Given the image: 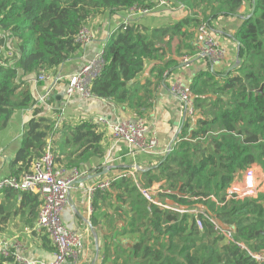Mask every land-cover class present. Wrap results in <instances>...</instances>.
Masks as SVG:
<instances>
[{
    "label": "trees",
    "instance_id": "trees-1",
    "mask_svg": "<svg viewBox=\"0 0 264 264\" xmlns=\"http://www.w3.org/2000/svg\"><path fill=\"white\" fill-rule=\"evenodd\" d=\"M177 1L189 13L171 25L150 28L132 20L127 25L122 22L110 34L103 50L105 66L90 87L95 97L110 99L116 107L133 109L141 115L176 61L167 58L173 39H178L175 56L187 55L181 54L182 49L194 54L196 49L190 46V40L197 26L203 22L210 26L219 16H236L244 3ZM154 4V0H0V130L15 111L35 104L23 77L37 74L40 69L57 72L80 50L77 33L92 18L103 11H129L134 6L150 8ZM253 6L252 15L244 17L234 32L238 66L228 73L227 69H208L194 77L188 92L195 104L196 119L185 121L165 159L163 156L155 166L135 175L142 187L160 183L159 199L210 211L219 223L233 228L236 240L264 252V206L260 202L235 200L237 203L218 206L209 200L210 195L222 200L224 187L239 179L249 166L258 165L264 170V0H253ZM7 51L11 54L4 55ZM147 61L153 63V77L136 82ZM35 114L36 110L23 126L20 146L10 162L11 176L19 177L30 169L46 147L48 135L57 166L80 169L82 162L104 155L103 134L90 120L57 127L55 120ZM5 191L20 194L21 200L29 195L28 191ZM111 199L117 203L113 213L124 222L117 235H136V240L128 251L116 243L111 253L107 246L104 262L264 264L252 260L237 245L223 242L209 221L204 220L203 230L199 231L188 215L150 205L130 174L110 179L107 188L94 190L93 211ZM97 200L100 207L96 206ZM4 220L0 219V233ZM0 264L19 263L10 251L8 255L0 253Z\"/></svg>",
    "mask_w": 264,
    "mask_h": 264
},
{
    "label": "crops",
    "instance_id": "crops-1",
    "mask_svg": "<svg viewBox=\"0 0 264 264\" xmlns=\"http://www.w3.org/2000/svg\"><path fill=\"white\" fill-rule=\"evenodd\" d=\"M166 1L170 2V8L154 4L153 10L148 15L132 16L131 21L137 20L135 21L137 23L139 20L140 24L150 28L165 27L189 13L187 9L178 8V5L182 3L177 0ZM251 6V0H244L238 9V16H219L210 22L212 31L226 51L225 57L220 61L210 62L207 57L198 54L203 38L195 32L190 40V46L196 49L195 53L190 54V49L189 51L182 49L181 54H187L185 56L188 58L187 61L183 62L180 57L175 56L174 50L178 39H173L167 58H174L176 61L170 66L169 75L164 77L155 89L149 107L142 109L141 115H138L133 109L123 106L121 108L116 107L110 99L97 97L84 99L79 94L66 98L64 96V82L54 84L49 98L42 102L40 96L44 94L49 82L36 81L35 73L24 76L23 79L27 82L28 89L35 98V104L28 109L15 111L7 126L0 130V178L10 175V162L20 146L23 126L33 117L34 110H36L35 116L55 120L57 127L63 123L75 125L81 119L94 121L96 118L104 117L110 123L115 124L119 121L134 119L136 116H144L147 119L149 129L156 133L158 139L157 152L162 153L169 146L172 147L178 141L182 115L179 100L169 91L171 85L178 82L188 91L194 77L201 71L208 69L221 71L231 66L237 59V42L234 38V32L242 23L243 18L248 16ZM127 15L128 10L103 11L92 18L88 23L92 31L90 43L62 64L57 73L77 72L86 60L90 59L96 52L104 50L110 34L127 18ZM143 21L144 23H142ZM180 64L184 65L179 66ZM152 65L151 61H147L135 81L143 83L147 78L151 79L153 77L150 74ZM196 117L197 115L192 121ZM100 126L103 129L98 126L97 128L103 134L101 145L104 148V155L102 157L94 156L82 162L79 170L84 176L100 174L105 170L106 172L84 182L75 183L69 192L68 203L62 212V220L65 225L69 229L81 232L83 237V246L80 249L76 264H98L107 246H109L111 253L115 252L116 243L122 250L128 251L127 248L136 240V235H117L121 233L124 222L123 220L120 221L116 216L117 214L112 211L113 206H115L114 203L117 204L114 199L108 203L104 202L100 210L95 209L93 211L91 194L88 191L89 186L97 181L110 178L118 172L134 171L135 167H141V171L147 170L155 166L160 159L158 154H148L132 149L128 144L113 138L105 126ZM253 167H255L258 177L261 178V175H264V170L258 165ZM65 168H71V166ZM28 194L23 196L21 200L20 194H14L12 191L0 192V219H5L2 222L3 229L0 233V249L6 244L10 251H13L12 245L19 242L22 248L18 252L24 260L31 264H49L53 261L54 248L49 236L36 230L37 216L42 204L41 198L33 192H28ZM33 196H37V200L33 201ZM100 205V201L97 200L96 206L100 207ZM103 211L107 213L106 216L103 215ZM92 214H94L93 217Z\"/></svg>",
    "mask_w": 264,
    "mask_h": 264
},
{
    "label": "built area",
    "instance_id": "built-area-1",
    "mask_svg": "<svg viewBox=\"0 0 264 264\" xmlns=\"http://www.w3.org/2000/svg\"><path fill=\"white\" fill-rule=\"evenodd\" d=\"M155 4L171 7L170 2L166 0H155ZM154 6L150 8H141L140 6L131 7L128 11L127 18L123 20V24L127 25L131 22L132 16L148 15ZM178 8L187 9L183 4H179ZM189 11V10H188ZM196 32L203 38L202 44L198 50V54L207 57L210 62L220 61L225 57V49L220 43L211 27L206 23H200ZM0 37L3 35L0 33ZM92 31L87 24L77 33L76 41L80 44V49L90 43ZM180 59L185 62L187 56H181ZM105 66L103 58V49L96 52L90 59L86 60L77 72L64 74L60 72L49 73L45 69H40L36 74V81L49 82L44 94L40 96V101H46L51 92L52 86L60 82L65 83L64 96L72 97L74 94H79L84 99H92L95 96L91 92V84L97 79ZM172 95L179 100L181 121L180 129L186 120H192L197 111L195 104L189 95V92L184 87L175 82L169 90ZM92 124L98 127L107 128L116 140L128 144L132 149L148 154H158L161 159L165 154L170 153L172 147H168L162 153L157 152L158 139L156 133L149 129L147 119L144 116H136L134 119L119 121L112 124L104 117L96 118L91 121ZM57 124H55L56 126ZM102 128V127H101ZM103 129V128H102ZM47 144L42 150L41 155L34 159L30 169L19 177L8 175L0 178V192L5 190L13 191H28L36 193L41 198V206L37 216L36 230L46 233L54 248L53 261L49 264H76L79 258L80 249L83 246V237L81 232L69 229L62 220V212L68 203V195L73 186V183L80 177L84 176L82 172L76 168H65L55 164L53 153L51 152L50 137H46ZM159 159V160H160ZM158 160V161H159ZM254 165L246 168L239 179L234 180L224 187V192L221 194L223 199L220 200L215 195H210L209 200L215 202L218 206H223L228 200H256L264 191V175L258 177ZM141 167H135L131 172H118L110 178L103 179L89 186L88 191L92 193L96 189H104L108 187L110 179L117 178L122 175L130 174L134 183L137 186L140 194L149 202L150 205H155L162 210L180 216L188 215L193 219L197 229L203 230L204 220L209 221L212 225L215 235L222 238V241L228 244L237 245L242 251L258 263H264V252L254 251L246 246L243 242L238 241L234 237L233 228L228 225H223L211 215L208 211L198 207H180L165 202L158 198L157 192L161 184H154L146 188L137 183L136 172L141 171ZM2 245V244H1ZM22 248L19 242L12 245L15 261L19 264H31L24 260L19 254ZM10 248L8 245L0 249V253L8 255ZM98 260V258H95ZM98 264H108L103 261V257Z\"/></svg>",
    "mask_w": 264,
    "mask_h": 264
},
{
    "label": "water",
    "instance_id": "water-1",
    "mask_svg": "<svg viewBox=\"0 0 264 264\" xmlns=\"http://www.w3.org/2000/svg\"><path fill=\"white\" fill-rule=\"evenodd\" d=\"M251 2H252L251 10H250L248 16H246V17L251 16L252 13H253V10H254L253 0H251ZM236 16H238V15H236ZM243 19H244V18H243ZM238 64H239V61H238V59H237V60H236L231 66H229V67L227 68L226 73H228V72L234 70V69L238 66ZM183 65H184V64H180L179 66H183ZM262 87H263V86H262ZM262 87H261V89H262ZM261 89H260V90H261ZM168 154H169V153L165 154L164 159L168 156ZM104 172H106V170H105V171H102V173H100V174L97 173V174H89V175H87V176H82V177L78 178V179L73 183V185H74L75 183H81V182H84V181H86V180L92 179V178H94L95 176L102 175V174H104Z\"/></svg>",
    "mask_w": 264,
    "mask_h": 264
},
{
    "label": "rangeland",
    "instance_id": "rangeland-1",
    "mask_svg": "<svg viewBox=\"0 0 264 264\" xmlns=\"http://www.w3.org/2000/svg\"><path fill=\"white\" fill-rule=\"evenodd\" d=\"M142 23H144V21L142 22ZM15 52V51H14ZM11 54V52L10 51H7V52H4V55H10ZM255 168V167H254ZM263 173H264V171H263ZM263 190H264V186H263ZM223 192H224V190H223ZM222 192V193H223ZM258 199V200H257ZM256 200L258 201V202H260L263 206H264V191L259 195V197L257 198ZM238 201H241V200H238ZM245 201V200H244ZM228 202H231V203H237V202H235V200H233V199H231V200H228ZM211 215H212V213L210 212V211H208Z\"/></svg>",
    "mask_w": 264,
    "mask_h": 264
}]
</instances>
